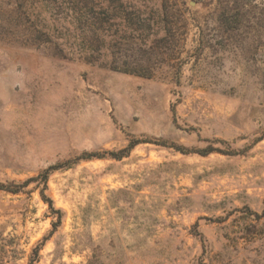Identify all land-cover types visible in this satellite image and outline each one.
I'll use <instances>...</instances> for the list:
<instances>
[{"label":"rangeland","instance_id":"374dc122","mask_svg":"<svg viewBox=\"0 0 264 264\" xmlns=\"http://www.w3.org/2000/svg\"><path fill=\"white\" fill-rule=\"evenodd\" d=\"M47 171L0 264H264V0H0V184Z\"/></svg>","mask_w":264,"mask_h":264},{"label":"trees","instance_id":"16d2710c","mask_svg":"<svg viewBox=\"0 0 264 264\" xmlns=\"http://www.w3.org/2000/svg\"><path fill=\"white\" fill-rule=\"evenodd\" d=\"M124 71L125 72H131V70H124ZM132 147L133 146L131 145L128 149H131ZM212 151L207 149V150H204L201 153H203L202 155H207V154L211 153ZM110 155H112V157H114L115 159H119V157H120L118 154H115V153H110ZM88 157H96V156L92 154V155H90ZM51 169H49V171ZM49 171L44 172L42 174H39L37 177L30 178L29 180H27L26 182H24L22 185H18L15 189L14 188H10V187H8V186H6L4 184H0V190L7 191V192H11L13 194H18L21 191L20 190L21 188L27 187L31 183H36L37 184V187H40L42 185L43 186V188L41 190V197H42V199L46 203L49 204V207H50L51 212L57 213L59 215L58 216V221L56 223H53V226L56 228L58 226V224L61 222V219H62V211L61 210H56L54 208V204H53L52 200L49 199V198H47V196L45 195V192L47 190Z\"/></svg>","mask_w":264,"mask_h":264}]
</instances>
